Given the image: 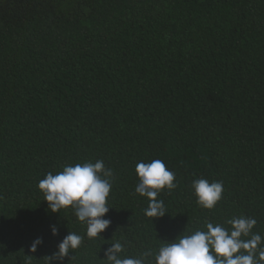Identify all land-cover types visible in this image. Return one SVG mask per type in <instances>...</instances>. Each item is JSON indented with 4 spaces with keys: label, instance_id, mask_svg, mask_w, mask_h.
<instances>
[{
    "label": "trees",
    "instance_id": "16d2710c",
    "mask_svg": "<svg viewBox=\"0 0 264 264\" xmlns=\"http://www.w3.org/2000/svg\"><path fill=\"white\" fill-rule=\"evenodd\" d=\"M154 159L177 187L151 221L135 167ZM96 160L111 224L89 239L37 185ZM200 178L223 183L212 210ZM241 215L264 236V0H0V264H46L68 231L84 239L62 264H105L116 241L136 256Z\"/></svg>",
    "mask_w": 264,
    "mask_h": 264
},
{
    "label": "clouds",
    "instance_id": "9594fccd",
    "mask_svg": "<svg viewBox=\"0 0 264 264\" xmlns=\"http://www.w3.org/2000/svg\"><path fill=\"white\" fill-rule=\"evenodd\" d=\"M135 174L138 180L135 194L146 198L148 203L145 216L151 221L164 217L165 204L158 197L162 191L171 192L177 187L175 173L163 160L154 159L138 162ZM112 177L113 170L103 160L88 161L65 165L56 174L47 173L37 188L51 213L71 209L76 220L86 226L87 238L95 239L111 224L105 216L110 210L107 198ZM191 187L196 203L206 210L217 205L224 190L221 181L203 178L194 179ZM225 224L229 227L208 221L204 224L205 230L180 235L172 242H162L157 249L148 248L136 256L123 255L125 247L116 241L105 249L104 261L105 264H264V236L253 232L256 219L241 215L226 220ZM50 231L56 236L59 229L52 225ZM83 239L76 232L68 231L56 251L44 257L46 264H62L65 257L81 246ZM42 243V238L37 237L29 252L35 253Z\"/></svg>",
    "mask_w": 264,
    "mask_h": 264
}]
</instances>
